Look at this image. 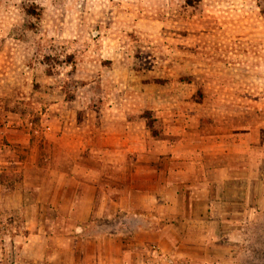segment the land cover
<instances>
[{
  "label": "rangeland",
  "instance_id": "1",
  "mask_svg": "<svg viewBox=\"0 0 264 264\" xmlns=\"http://www.w3.org/2000/svg\"><path fill=\"white\" fill-rule=\"evenodd\" d=\"M150 112L162 139L184 134L193 145L235 150L244 171L254 170L256 153L264 154V0H0V264L116 258L115 240L98 248L90 239L109 236L115 220L75 238L54 216L75 182L52 159L76 158L64 149L84 137L93 156L108 159L114 154L96 151L150 137L143 120ZM249 175L257 177L227 183L232 190L216 201L206 228L186 224L182 254L153 248L154 257H132L264 264V162Z\"/></svg>",
  "mask_w": 264,
  "mask_h": 264
},
{
  "label": "crops",
  "instance_id": "2",
  "mask_svg": "<svg viewBox=\"0 0 264 264\" xmlns=\"http://www.w3.org/2000/svg\"><path fill=\"white\" fill-rule=\"evenodd\" d=\"M185 131L191 134L198 132L197 129ZM183 135L175 141L145 136L140 141L137 139L136 143L130 139L123 144H114V147L95 150L113 153L114 156L108 159L104 155L93 156L92 149L84 142L85 137L76 149L67 146L64 151H77L76 158H64V163H58L53 156L52 163L58 172L62 171L57 166H63V174L71 182L74 179L75 185L68 189L70 196L66 200L71 201L65 208L60 204L54 207V216L63 220L69 230H74L75 238L85 228L101 227V221L115 220L114 230L109 236H90L98 248L104 247V240H115L117 245L113 247L116 250L113 253H116V258H110L109 264H154L156 258L147 262L131 255L145 251L146 256L154 257L150 251L153 248L162 255L178 256L181 245L185 244L186 224L205 221L206 228L214 215L216 201L222 193L232 190L227 183L236 180L248 183L256 179L257 176L254 178L249 174L258 173L260 164L264 162L263 152H257L253 162L255 169L246 172L238 158L232 157L235 150L220 149L217 145L200 146L198 139L194 141L197 145H193V139L187 140ZM206 136L213 135L209 133ZM214 140L217 142L216 138ZM239 142L242 139L232 147ZM121 151L132 154V157L128 161L116 157ZM243 152L246 157L250 155L249 142ZM251 152L253 156V148ZM219 156H222L221 164L216 161ZM127 166L129 173L124 177L122 169ZM109 168L117 169V172L114 170L107 175L106 169ZM107 178L113 180V186L107 184ZM102 228L105 229V224ZM196 230L203 228L197 227Z\"/></svg>",
  "mask_w": 264,
  "mask_h": 264
},
{
  "label": "trees",
  "instance_id": "3",
  "mask_svg": "<svg viewBox=\"0 0 264 264\" xmlns=\"http://www.w3.org/2000/svg\"><path fill=\"white\" fill-rule=\"evenodd\" d=\"M148 114H151V116H145L144 117L145 119H143L147 132L149 133L150 137H152L153 139H158V140L162 139L161 138L162 137L161 136L162 130L160 129V127L155 129L153 126V124H155V122L158 123V121H156L155 117H153V114L151 112ZM217 116H218V114H215V115L210 116V117H212L214 119ZM215 119H217V118H215Z\"/></svg>",
  "mask_w": 264,
  "mask_h": 264
}]
</instances>
